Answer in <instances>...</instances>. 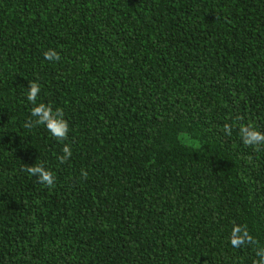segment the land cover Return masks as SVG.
<instances>
[{"label": "trees", "instance_id": "1", "mask_svg": "<svg viewBox=\"0 0 264 264\" xmlns=\"http://www.w3.org/2000/svg\"><path fill=\"white\" fill-rule=\"evenodd\" d=\"M33 80L63 141L23 127ZM250 121L264 131V0H0V264H252L227 239L235 222L264 244Z\"/></svg>", "mask_w": 264, "mask_h": 264}, {"label": "clouds", "instance_id": "2", "mask_svg": "<svg viewBox=\"0 0 264 264\" xmlns=\"http://www.w3.org/2000/svg\"><path fill=\"white\" fill-rule=\"evenodd\" d=\"M44 58L47 61L55 62L61 59V54L55 49L49 48L44 52ZM25 88L24 96L31 107L30 114L25 120L23 127L31 130L34 126H43L51 136L58 141H63L69 133V122L64 117L63 109L59 106H54L52 102H44L38 99L41 86L37 81H30ZM231 130V125L225 124L226 133L231 134ZM239 136L245 145L252 146L257 151L264 149V131H261L253 122L240 123ZM192 143L195 145V142ZM71 156L72 149L65 144L63 146V154L58 159L63 163ZM24 171L29 176L35 177L44 186L51 187L55 185L56 176L54 172L45 167L42 162L29 164ZM83 175L87 176V172H83ZM227 239L233 249H239L244 246L252 247L255 252L252 264H264V244L250 232L246 224L233 222Z\"/></svg>", "mask_w": 264, "mask_h": 264}]
</instances>
